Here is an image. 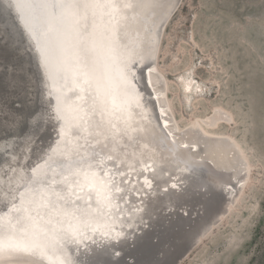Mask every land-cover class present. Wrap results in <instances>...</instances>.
I'll use <instances>...</instances> for the list:
<instances>
[{
	"label": "bare ground",
	"instance_id": "bare-ground-1",
	"mask_svg": "<svg viewBox=\"0 0 264 264\" xmlns=\"http://www.w3.org/2000/svg\"><path fill=\"white\" fill-rule=\"evenodd\" d=\"M117 1L112 6L114 16L103 12L107 3L97 6L92 0L89 9L84 2L92 21L88 20L89 27L84 24V30L93 29L105 16L111 24L99 44L103 57L96 55L92 34V46L82 52L96 79L98 75L105 81L97 87L103 92L101 102L106 103L109 121L104 120L100 109L98 122L107 129L106 134H112L109 153L115 157L116 166L121 163L123 174L115 172L113 166L114 171L109 170L110 164L103 161L109 154L99 157L97 153L94 159L99 178L95 183L58 186L60 198L52 204L41 196V183L28 178L0 181V264H183L231 214L242 196L238 195L241 183L244 192L249 182L251 165L238 141L201 124L214 130L231 123L228 112L215 108L206 118L181 128L171 108L168 80L160 70L159 59L166 30L183 0H136L133 9L126 7L130 0ZM97 9L98 21L96 14L92 15ZM85 31L76 36L82 37ZM117 33L121 50L113 46ZM69 51L67 48L65 52ZM114 57L119 58L116 65ZM96 58L105 59L102 67L98 61L97 70ZM51 76L49 72L44 75L45 89ZM182 81L189 102L193 91L201 96L203 88L192 77ZM46 95L45 91L43 99ZM40 120L36 117L33 126ZM105 144L98 141L97 148L100 145L104 149ZM162 162H167L171 173L161 170L159 175ZM119 173L124 183L115 180ZM154 179H161L160 189L171 192L174 201L178 197L174 194L187 187L183 200L171 205L173 208L163 207L156 223L149 222L151 213L147 216L145 211ZM46 187L44 192L52 190ZM51 206L53 210L45 220L41 207ZM214 220L218 222L194 244Z\"/></svg>",
	"mask_w": 264,
	"mask_h": 264
},
{
	"label": "water",
	"instance_id": "water-1",
	"mask_svg": "<svg viewBox=\"0 0 264 264\" xmlns=\"http://www.w3.org/2000/svg\"><path fill=\"white\" fill-rule=\"evenodd\" d=\"M90 1L0 0V181L28 178L29 181L41 183V196L51 204L60 198V191H56L58 186L95 183L99 178L96 172L98 162L94 159L97 153L99 157L109 154L107 159L102 158L108 163L106 165L110 164L109 170L122 171L121 163L116 166L115 157L109 153L113 142L108 139H111L112 134H106L107 129L99 126L98 122L100 109L104 120L109 121L104 110L106 103L101 102L103 92L97 87L103 86L105 81L100 80L98 75L96 79L82 52L86 46L89 48L93 44L96 46V55L103 57L104 52L100 51L99 44L111 24L109 16H114L116 11L112 6H116L118 1L110 0V4L109 0H94L96 5L107 3L103 12H109V16L100 18L99 22L100 11L97 9V12H92V15L96 14L98 23H94L93 29L85 28V31L84 24L89 27L88 20L92 21L84 2L91 4ZM135 2L130 0L126 7L133 9ZM116 27L120 29L119 23ZM82 30L85 31L83 36H76L78 32L82 34ZM112 40L115 48L123 49L120 33L114 35ZM67 48H70L68 53L65 52ZM114 58L116 65L119 58ZM98 61L102 67L105 59H95L96 70ZM48 72L52 76L45 89L44 75ZM45 91L47 95L43 99ZM127 113L124 112L125 119L129 120L130 115ZM38 116L40 125L33 126ZM102 140L106 141L103 148L107 150L101 149L100 145L97 148L98 141L100 144ZM167 166V162L159 164V175L162 171L172 172ZM122 177L119 173L115 180L124 183L125 178ZM160 180L154 179L151 192L147 193L150 200L145 211L147 216L151 213L147 217L149 222H158L156 217L164 211L163 207L179 204L183 200L182 194L187 191V187L182 186V190L174 194L178 196L174 201L171 192L160 189L163 186ZM46 185L52 190L45 193L42 189ZM243 185L241 183L239 188L242 189ZM51 210L52 206L51 209L41 207V217L47 220ZM153 212H157L155 216ZM217 222L214 220L195 239L194 244Z\"/></svg>",
	"mask_w": 264,
	"mask_h": 264
},
{
	"label": "rangeland",
	"instance_id": "rangeland-1",
	"mask_svg": "<svg viewBox=\"0 0 264 264\" xmlns=\"http://www.w3.org/2000/svg\"><path fill=\"white\" fill-rule=\"evenodd\" d=\"M159 67L180 127L223 109L232 122L206 129L234 137L251 165L235 209L183 264H264V0H183ZM189 76L203 88L190 102Z\"/></svg>",
	"mask_w": 264,
	"mask_h": 264
},
{
	"label": "flooded vegetation",
	"instance_id": "flooded-vegetation-1",
	"mask_svg": "<svg viewBox=\"0 0 264 264\" xmlns=\"http://www.w3.org/2000/svg\"><path fill=\"white\" fill-rule=\"evenodd\" d=\"M201 122H202V121H201ZM203 124H204V125H203ZM202 125H203L205 128H208L204 122H202Z\"/></svg>",
	"mask_w": 264,
	"mask_h": 264
}]
</instances>
